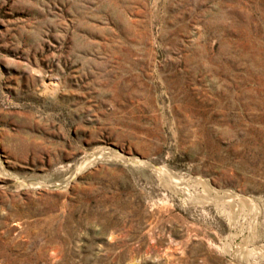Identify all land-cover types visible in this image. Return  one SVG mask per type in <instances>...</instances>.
<instances>
[{"label":"rangeland","instance_id":"1","mask_svg":"<svg viewBox=\"0 0 264 264\" xmlns=\"http://www.w3.org/2000/svg\"><path fill=\"white\" fill-rule=\"evenodd\" d=\"M0 264H264V0H0Z\"/></svg>","mask_w":264,"mask_h":264}]
</instances>
